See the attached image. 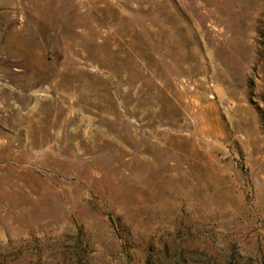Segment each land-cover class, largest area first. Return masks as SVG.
<instances>
[{
  "label": "rangeland",
  "instance_id": "374dc122",
  "mask_svg": "<svg viewBox=\"0 0 264 264\" xmlns=\"http://www.w3.org/2000/svg\"><path fill=\"white\" fill-rule=\"evenodd\" d=\"M0 264H264V0H0Z\"/></svg>",
  "mask_w": 264,
  "mask_h": 264
},
{
  "label": "bare ground",
  "instance_id": "6f19581e",
  "mask_svg": "<svg viewBox=\"0 0 264 264\" xmlns=\"http://www.w3.org/2000/svg\"><path fill=\"white\" fill-rule=\"evenodd\" d=\"M218 95H220V92L218 91Z\"/></svg>",
  "mask_w": 264,
  "mask_h": 264
}]
</instances>
